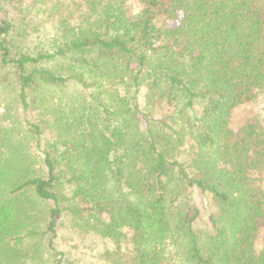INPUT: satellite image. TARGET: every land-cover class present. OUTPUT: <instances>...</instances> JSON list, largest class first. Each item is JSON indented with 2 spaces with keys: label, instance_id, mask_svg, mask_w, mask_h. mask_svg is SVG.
<instances>
[{
  "label": "trees",
  "instance_id": "1",
  "mask_svg": "<svg viewBox=\"0 0 264 264\" xmlns=\"http://www.w3.org/2000/svg\"><path fill=\"white\" fill-rule=\"evenodd\" d=\"M0 67V264H264V0H0Z\"/></svg>",
  "mask_w": 264,
  "mask_h": 264
},
{
  "label": "rangeland",
  "instance_id": "2",
  "mask_svg": "<svg viewBox=\"0 0 264 264\" xmlns=\"http://www.w3.org/2000/svg\"><path fill=\"white\" fill-rule=\"evenodd\" d=\"M32 42H36V38ZM10 83L11 74L0 67V124L2 125L10 122V118L6 115L10 112L14 103L15 89L13 84ZM249 115H257L264 123L262 97L241 105L235 112L237 120L246 119ZM58 245L61 249L67 251L69 259L78 261L80 264H104L101 255L106 247L111 246V243L96 234L86 233L77 228L73 229L69 225V221H66L60 228Z\"/></svg>",
  "mask_w": 264,
  "mask_h": 264
}]
</instances>
